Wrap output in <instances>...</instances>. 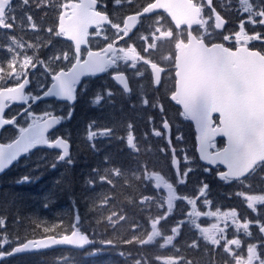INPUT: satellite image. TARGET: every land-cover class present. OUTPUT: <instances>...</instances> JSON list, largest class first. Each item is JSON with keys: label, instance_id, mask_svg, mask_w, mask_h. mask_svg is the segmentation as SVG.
Returning a JSON list of instances; mask_svg holds the SVG:
<instances>
[{"label": "water", "instance_id": "water-1", "mask_svg": "<svg viewBox=\"0 0 264 264\" xmlns=\"http://www.w3.org/2000/svg\"><path fill=\"white\" fill-rule=\"evenodd\" d=\"M11 2L0 0V19ZM203 2L211 11L214 29L222 31L227 21L213 8L212 0ZM157 13H164L176 29L185 27L187 30L186 40H179L175 45V90L170 100L192 125L199 162L207 167L221 168L217 174L220 180L238 181L249 176L257 165L264 162V55L245 46L230 49L220 43L207 45L198 39L192 29L200 27L203 20L201 8L194 0H153L140 12L123 18L124 34L119 39L106 44L101 50L103 52L88 51L82 61L78 59V51L87 46L89 31L107 26L110 19L97 9L96 0L68 2L58 16L57 32L73 45L77 59L67 71L60 70L54 74L48 87L32 99L25 95L29 85L27 76L13 87L0 88V135L14 124L15 118H7L11 105L24 106L22 112H25L41 101L73 104L82 79L103 75L105 68L114 64L108 55L116 51L115 44L137 28L140 18ZM151 69L157 85L161 70L154 66ZM113 80L124 92H129L123 73L114 75ZM60 124L57 116H47L33 121L13 140L0 141V176L37 149L53 150L59 153L61 160L67 159L69 143L62 137L48 139ZM164 130L169 132L167 123H164ZM217 139L223 140V146L211 151L210 143ZM155 184L158 188L168 189L158 177ZM157 225L158 220L149 224L150 231L144 243L152 237ZM258 233L264 241V223L258 228ZM91 242L86 233L73 230L62 236L26 240L4 255L16 256L58 248L84 250Z\"/></svg>", "mask_w": 264, "mask_h": 264}, {"label": "trees", "instance_id": "trees-1", "mask_svg": "<svg viewBox=\"0 0 264 264\" xmlns=\"http://www.w3.org/2000/svg\"><path fill=\"white\" fill-rule=\"evenodd\" d=\"M151 1L140 0L139 5ZM219 1L212 0L213 6L227 19V24L221 33L212 30L211 34L201 38L207 43L219 42L229 47L222 35L228 32L232 20L241 25L242 17L237 12H242V3L235 0ZM254 2L249 0L251 4ZM35 12L32 11V15ZM122 14L118 18L108 15L114 23L121 21ZM16 113L9 109L7 116L12 117ZM102 117L87 116L85 121H98V127L106 128L108 132L115 129L116 124L126 122L118 119L116 122L115 119L101 122L99 120ZM14 136L13 126L8 127L1 133L0 141H10ZM133 137L136 139V150L129 149L127 142L124 144V140L116 138L113 133L102 137L92 148L89 143L86 149L77 148L74 166L69 171L57 160L58 166L53 169L48 168L51 162L47 163L46 160L36 163L34 158L46 159L47 155L53 153L39 149L29 153L1 175L0 254L29 239L69 234L75 227L87 233L92 243L84 250L58 248L5 256L0 258V264H159L156 258L163 255L161 246L155 247L153 241L156 230L161 228L172 236L169 250L165 249L163 253L168 261L177 263L169 264H234L232 258L220 255L223 254L222 248L212 249L210 243L202 247L200 238L191 235L186 227L176 230V222L181 220L179 201L166 202L164 198L159 199V202L149 201L156 197L154 188L146 179L157 168H143V165L152 164L153 160L168 166V170H171V165L166 157H161L160 151H164L162 144H157L152 137L145 138L147 142L141 141L137 134ZM263 167L264 164L260 168ZM97 175L104 177V182L97 181ZM181 186L175 184L173 187L171 184V189L178 191ZM184 186L185 194L193 196L196 185L189 182ZM155 206H170L173 211L168 216L164 212L165 217L161 216L162 210L157 211L158 214L146 225L144 218L152 217L145 211L151 213ZM154 220H158V225L152 237L144 243L146 237L143 234L148 235V224ZM155 241L163 242L157 238ZM246 243L248 247L258 245L256 250H263V255L264 242L257 227L250 229Z\"/></svg>", "mask_w": 264, "mask_h": 264}, {"label": "flooded vegetation", "instance_id": "flooded-vegetation-1", "mask_svg": "<svg viewBox=\"0 0 264 264\" xmlns=\"http://www.w3.org/2000/svg\"><path fill=\"white\" fill-rule=\"evenodd\" d=\"M32 1L42 2V0H32ZM46 1L47 0H45V2ZM70 1L72 0H60V11L62 10V7L64 5H67L68 2ZM96 1H97V9L100 12L105 13L109 17L108 14L110 13L107 11V9L101 11L102 8L101 0H96ZM235 1H240L243 5L245 0H235ZM49 2L51 3L52 1L50 0ZM17 3L18 1L16 2V0H12V2L5 10L3 17L0 19V41L3 43L8 42L9 36L11 40L23 38L21 36L11 35V33H14L16 29L14 30V27L11 25L10 21L8 20L9 14L11 13V9ZM252 4L262 5L260 10L264 11V0H255V2ZM131 5L132 4L129 5V10H127L129 11V13L126 14L125 16L129 14L138 13L142 10V9L136 10V8H132ZM34 6L38 10L44 9L45 12L49 10V7L45 5H42L41 7H37L36 5ZM203 10L206 11L207 14L211 15V11L207 9L205 6L203 7ZM247 13L248 12H243L242 10V15H245ZM53 14L54 13L50 12L47 15L45 14L40 15L39 12L36 11L33 16L38 19L40 16L44 17ZM155 15L157 14L140 18L137 28L128 37L122 39L121 41L115 44L116 51L108 55V57H110L113 60L114 64L107 66L105 68V73L103 75L99 77L91 76L82 79V81L80 82V84L76 89L75 102L73 104H70L68 102H56L54 100H49L53 104H58L65 107V111L63 114L61 113L50 114V115H57L62 121V125L48 135L49 140H54L57 137H62L64 140H66L69 143L70 146L69 157L64 161L60 160L59 161L60 163L66 162L67 164H69L70 167L71 166L73 167L75 163V154L76 155L78 154L77 148L78 150H81L82 148L86 149L87 146L86 144H88L89 142L92 143L93 142L92 138L96 134H102L103 135L102 137L108 134V133L106 134L104 133L105 131H107V129L106 130L101 129L100 131H96L94 132L95 134H93V132L88 134L87 130H89L88 128L89 125L85 121L87 116H95V117L105 116L106 118L113 117V119H116V116L112 115L111 111L113 110V108L119 110L121 103L125 104V106L122 108L126 110V112L129 115L133 113H145V112L151 114H158L161 117L162 122L159 124L160 132H158L157 134L161 135L162 138L164 136L166 140L164 141L167 143H170L171 136L174 135L175 136L174 140L176 141L177 146H180V148L174 150L178 152V154L181 152L182 153L185 152V149H183L182 146L183 139L181 138L180 131L186 128L189 131L188 140L190 141L191 144L190 146L191 152L194 158L199 162L195 151V134L192 125L184 118L181 109L177 107L175 104H173V102L170 100V96L174 93L175 90V77H174L175 45L179 40L181 41L186 40L187 30L185 27L176 29L175 27L171 26L176 32L183 30L185 32V37L183 35L177 38L176 40H172L173 36H169L168 39H165L164 36H159V38L155 40L154 44H152L151 42L147 43L146 42L147 36L151 32L154 33L155 31L153 30L152 27L141 26V25L145 23L146 20H148L149 18ZM263 19H264V12H263ZM251 22L255 26L257 25V21L251 20ZM258 23L260 24V27L264 29V21L260 20L258 21ZM111 30L113 29L110 28L109 26L97 27L91 29L87 37V46L81 47L78 51V59L80 61L84 60L88 51H101L106 44L113 43L115 40L119 39L124 34L123 27H121L118 30V32L113 31L112 35L109 34V31ZM197 30H198L197 28H193L192 29L193 34L194 31L196 32ZM56 32H57V27H56ZM247 33L249 34V36L247 37L242 35L241 37L233 38L232 35L227 34V37L222 36V39L224 40L225 43L229 45V48L234 49L237 46H245L251 50H258L264 54V47H263L264 42L262 41V37H263L262 30L260 28H256V30H253L252 28L247 26ZM7 34L9 35L8 39L5 38V36L7 37ZM57 34L56 35L58 36V38L60 40L62 39L63 43L66 44V46L63 45V46H59L58 48L68 47V50L62 51L57 48L53 49L52 57L54 58V61H58V59L60 58H64L66 61V63L62 65V67L58 69L54 74H56L60 70L67 71L77 59V55L74 52L73 45L70 42L64 40L61 34H59L58 32ZM104 34H107L108 37L104 38ZM28 35L29 36L26 38L27 44L30 43L31 45L33 44L37 45L38 43H40L38 34L33 33L32 35H30V33H28ZM47 39L52 43L55 42L53 41L54 40L53 36L47 37ZM147 46L149 47L148 51L146 50ZM125 57L128 58V62L130 63L138 62L139 65H143L142 66L143 74L135 75L134 68L131 66H126L125 63H123L121 58H125ZM144 57L150 60L147 62L144 59ZM42 58L45 61H48L47 58L44 57ZM151 66L158 67L161 70V77L157 85H155L153 81ZM139 69H141L140 66ZM118 73H123L125 75L127 79L129 92H124L113 80V76ZM54 74L50 75L46 87L40 93L36 95L34 94L35 96L29 99L39 96L48 87L50 83V79ZM25 76L28 77V82H29V85L25 90V95L27 96V93L33 95L32 93H30L33 84L31 70H28ZM44 102H48V101H44ZM41 103L43 102H39L38 104L31 106L25 112H22L24 107L13 106L17 112L16 114L13 115V118L18 119L23 114L29 113L30 110L32 111L34 107H37V105L39 106V104ZM161 119H158V122L161 121ZM214 120L216 122V118H214ZM164 123L168 124V128H169L168 133H166V131L164 130ZM222 146H223L222 139H217L210 143L211 151H216L220 149ZM50 152L55 153L57 157H59L58 152L56 151H50ZM182 156L180 157L181 159ZM177 158L178 157H176V159ZM177 160H175L176 163H173L172 165L174 170L180 168L179 166L180 164L177 162ZM260 166L259 167L257 166L250 176L257 174L258 168H260ZM205 169H207V172L211 176L212 180L210 181L209 185L206 183L203 184V186L200 189H198L196 191V194L193 196L192 207L194 208V212L192 214H189L191 206H187L190 207V209L187 210L181 205L180 208V215L182 216L181 223L182 225H188L189 224L188 219L199 216L202 220H200V223H197L196 225L198 227H202L205 224L203 223V220H205L206 217L201 210L206 211L208 208L210 210L213 209L223 210V212H219L214 216H212L217 219L218 225L213 227L211 234L209 233L210 231L204 233V231L202 230L201 232L204 233L205 236L204 235L199 236L198 231L196 230L193 231L197 237L210 239L213 242L225 241L226 239H228L229 242H231L229 246L228 245L226 246L223 243L217 245L212 244L211 246L212 249L222 248L223 254L220 255L224 258L246 256L248 253V247L246 243L247 233L246 230L243 229V224L244 222H248L247 220L248 213H246L248 209V204L251 207L249 209L251 211L250 215H252L254 209L257 208L253 205V203H251L248 200L247 196L244 193L242 194V196H235L236 192L233 191L231 193V190L233 189H228V188L230 184L242 183L244 180H248L246 178L250 176L246 177L243 180H238V181H234L226 178L220 180L217 174L219 173V171L222 170L221 168L219 167L211 168L205 166ZM163 191L168 193L172 191V189L168 185V189ZM168 198L169 196L165 198L166 202ZM179 198H181V200H184L182 195L181 196L178 195L176 200L178 201ZM263 200L264 198L261 199L262 202ZM262 204H264V202ZM259 208H261V206ZM263 212L260 211V213H258L257 216L259 225H262L264 223ZM169 213L170 211H167L166 209L165 216H168ZM184 220L187 221L183 223Z\"/></svg>", "mask_w": 264, "mask_h": 264}, {"label": "rangeland", "instance_id": "rangeland-1", "mask_svg": "<svg viewBox=\"0 0 264 264\" xmlns=\"http://www.w3.org/2000/svg\"><path fill=\"white\" fill-rule=\"evenodd\" d=\"M18 1L17 4L14 5V7L11 9V13L9 14L8 20L10 21L11 25L14 27L15 32L12 33L11 35L15 36H21L23 37L22 39H10V36L7 34V37L5 38L8 39L7 43H3L0 41V88L4 87H13L16 84H18L26 75L28 70H31L32 73V80L33 84L30 90V93L33 95H30L27 93V97L31 98L35 96L36 94L40 93L47 85L50 75L54 74L58 69L62 67L66 63L64 58L58 59V61H54V58L52 57L53 55V49L57 48L62 51L68 50V47L64 48H58L59 46H63L66 44L63 43V40L61 41L58 38V34L56 32V27H57V20H58V15L60 14V0H51L52 2L50 3V0H42V2H34V1H29V0H16ZM153 1V0H152ZM151 1V2H152ZM198 2V5L202 8L204 7V3L202 0H196ZM140 0H101L102 3V8L101 11H104L107 9V11L113 16V18H118L119 15L127 10H129V5H131L132 8L137 9H142L143 6L139 5ZM219 2H223V0H220ZM150 3V2H149ZM148 4V3H147ZM41 7L42 5H45L49 7V10L47 12L44 11V9H36L35 6ZM262 5H255L249 3V1L245 0L244 4L241 6L243 12H248L245 15H242V12H237L240 17H242L241 20V25L236 21L232 20L229 26L228 32L226 34L222 35L223 37H227L228 35H232V37H241L242 35L244 36H249L247 33V26L252 28L253 30H256V28H260L263 32V37L262 41L264 42V29L260 27V24L258 21L263 19V12L261 11L260 8ZM32 11H38L40 15H47L48 13H54L53 15L49 16H40L38 19L32 15ZM122 14V17L124 18L125 15ZM111 16V17H112ZM123 18L121 19L120 22H114L110 28L113 30L109 31V34L112 35L113 31L118 32V30L122 27V21ZM251 20L257 21V25L255 26ZM247 22V23H246ZM249 24V25H248ZM208 25H210V28H208ZM141 26H147V27H152L153 30L155 31L154 33H150L147 36L146 42H151L154 44L155 40L159 38V36H164L165 39H168L169 36H173L172 40H176L177 38L181 37L184 35L185 37V32L183 30L176 32L172 27L166 16L162 13H159L148 20L145 21ZM173 29V30H172ZM212 30L215 31L213 28V23L211 19V15L207 14L205 12V16L203 18V24L200 30L195 32L194 34L197 38H201L206 36L207 34H211ZM20 33V34H19ZM33 33L38 34L39 41L37 45H31L30 43H26V38ZM17 34V35H16ZM57 34V35H56ZM53 36V41L54 43L50 42L47 37ZM60 36V35H59ZM108 35L104 34V38H107ZM183 37V38H184ZM61 38V37H60ZM6 39V40H7ZM29 42V41H28ZM44 42V43H43ZM43 43V44H42ZM63 43V44H62ZM55 45V47H54ZM264 47V46H263ZM146 50H149V47L147 46ZM48 52V53H45ZM51 52V53H50ZM50 53V55H49ZM42 57L47 58L48 61H45ZM123 63H125L126 66H131L134 68L135 75L143 74L142 72V66L139 65L138 62L130 63L128 62V58H121ZM144 59L148 62L150 59L145 58ZM35 66V67H34ZM139 66L141 69H139ZM35 94V95H34ZM110 100V99H109ZM106 106V105H105ZM125 104L121 103L119 110L116 108H113L111 111V114L116 116V120L120 121H126L125 124H116L117 127L110 132L105 131L104 133H113L116 138L124 140V144L127 142V147L131 150H136V139H134L133 135L137 134L138 138H140L141 141L147 142L145 140L148 139L149 137H152L154 141H156L157 144H162L164 147V151H160L161 157H166L167 160L169 161L168 163L171 165V170H168V166H164L163 164L161 165L160 162L153 160L152 164H147L143 165V168H153L156 167L157 170H153L152 173L147 177V181L151 184V186L154 188L155 191V199H150L149 201L155 200L156 202H159V199L168 198V200H173L177 198V194L179 191L180 196L182 195L184 200H181L179 198V203L183 206H191L187 208L190 209L189 214H192L194 212V208L192 207V202H193V196L196 194V191L200 189L203 184H208L210 183L211 176L208 174L207 169H205V166L201 165L193 156L191 149H190V141L188 140L189 137V131L184 128L182 131H180L181 138L183 139V149H185L184 153H179L174 151L175 149L180 148V146H177L176 141L174 140L175 136L172 135L170 139V143L165 142V137H161V135H158L157 133L160 132L159 130V124L162 122L161 117L158 114H151L148 112L145 113H133L129 115L126 110H124L122 107H124ZM111 107V104H110ZM11 111H16L14 107H11ZM65 111V107L62 105L58 104H53L51 101L48 102H43L37 105V107H34L33 110L29 111V113L23 114L20 116L17 120V122L13 125V130L15 131V136L18 135V133L27 127L30 123H32L35 119H42L43 117L49 116L50 114H58L61 113L63 114ZM158 115V116H157ZM111 118H106L103 116L101 118V122H106ZM158 119H161V121L158 122ZM98 121H92L88 123L89 125V130H87V133L100 131L101 129L106 130V128H99L97 125ZM120 126L122 129H120ZM102 134H96L93 136L92 140L93 142H89L90 148L94 147L95 142H99L102 138ZM106 136V135H105ZM136 138V137H135ZM156 139V140H155ZM165 140V141H164ZM5 142V141H4ZM149 143V142H148ZM152 143V142H150ZM164 152V153H163ZM55 153H52L54 155ZM51 155V156H52ZM56 155V154H55ZM169 156V159L167 157ZM184 155V156H182ZM48 157L46 159L42 157H36V163L37 162H42L45 161L47 163L51 162V165H49V169H53L56 166H58L57 161L59 162V157L57 155L55 157H51L47 155ZM182 156V159L180 158ZM176 157H178L176 159ZM180 158V159H179ZM150 157L148 158V160ZM57 160V161H56ZM180 164V168L177 170H174L173 168V163H176V161ZM63 167H66L68 171L71 169L69 164L66 162L62 164ZM34 166H42V165H34ZM46 166V165H45ZM145 171H147L145 169ZM114 174H117L116 172H113ZM163 179L164 183L169 185L171 188V184H180L182 185L180 190L175 191V189L172 188V191L166 193L165 191L158 190L155 187L154 183V178L155 177H160ZM97 181L99 182H104V177L101 176H96L95 177ZM109 179V178H107ZM192 183L193 185H196L195 188V193L194 195H186L185 194V186L188 183ZM109 184V183H107ZM228 189H233L231 190V193L234 191L236 192L235 196H242L244 193L248 200L253 203V205L257 208L254 209L252 216L250 217V205L248 204V209L246 213H248L247 220L248 222H244L243 224V229L246 230V233L248 234L250 229L253 227H260L259 221H258V213L263 212L262 209H264V202L261 201L262 198H264V167L258 169L257 174H255L253 177L251 176L248 180H244L242 183H235V184H230ZM200 192V191H198ZM154 197V196H153ZM167 200V201H168ZM147 201V200H146ZM145 201V202H146ZM148 202V201H147ZM262 204V205H261ZM261 206V208H259ZM263 207V208H262ZM170 211V213L173 211V209L170 206H167L166 208L162 206H155L152 208V212L149 213L148 211H145L146 213L150 214L152 218H144V221L146 222V225L148 221L152 220L154 215L158 214L157 211H161V216H163V213L165 210ZM204 214L206 219L203 220V223H205L202 227H198L196 224L200 223V220H202L199 216L195 218L188 219L189 224L188 225H182L181 220L177 223L176 230L180 227H186L191 235L194 237H197L196 234L194 233L193 230H196L199 232V236H203L204 233L209 232L210 234L212 233L213 227L218 225L217 219L214 216L215 214L219 212H223V210H217L213 209L210 210L209 208L205 210H201ZM227 214V212H226ZM182 218V216H180ZM187 220H184L186 222ZM75 227V226H74ZM73 227V228H74ZM80 227V226H79ZM74 230H80L78 227H75ZM162 228L161 230H156V233L154 235V241L153 244L155 247L161 246V252L163 255H159L156 258V262L159 264H169L170 262H175L177 261H168L166 259L165 253L163 251L165 249L169 248V241L171 240V235L168 233H165L163 230L162 234ZM204 231L202 233L201 231ZM81 231V230H80ZM165 233V234H164ZM145 237H147V233L143 234ZM205 236V235H204ZM155 238L162 240V243H156ZM200 244L202 247L206 246L208 243L217 245L220 243L225 244L226 246L230 245L231 242H229L228 239L225 241H219V242H213L210 239L198 237ZM248 247V245H247ZM257 246L253 247H248V254L243 257H232V261L234 264H264V253L261 255V249H257ZM169 250V249H168Z\"/></svg>", "mask_w": 264, "mask_h": 264}, {"label": "bare ground", "instance_id": "bare-ground-1", "mask_svg": "<svg viewBox=\"0 0 264 264\" xmlns=\"http://www.w3.org/2000/svg\"><path fill=\"white\" fill-rule=\"evenodd\" d=\"M140 221V220H139Z\"/></svg>", "mask_w": 264, "mask_h": 264}]
</instances>
